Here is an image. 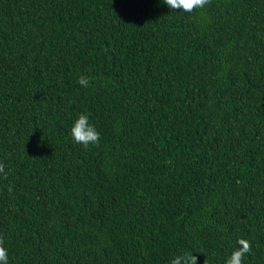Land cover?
Segmentation results:
<instances>
[{"label": "trees", "instance_id": "1", "mask_svg": "<svg viewBox=\"0 0 264 264\" xmlns=\"http://www.w3.org/2000/svg\"><path fill=\"white\" fill-rule=\"evenodd\" d=\"M0 162L9 264H264V0H0Z\"/></svg>", "mask_w": 264, "mask_h": 264}, {"label": "clouds", "instance_id": "2", "mask_svg": "<svg viewBox=\"0 0 264 264\" xmlns=\"http://www.w3.org/2000/svg\"><path fill=\"white\" fill-rule=\"evenodd\" d=\"M211 0H162L169 9L179 10L185 13H193L197 9H203ZM81 87H89L91 78L81 74L77 81ZM73 141L88 148L89 145L97 146L100 143V134L96 127L89 122L87 114L81 113L73 121L70 128ZM0 175L7 178L5 165L0 162ZM237 246L231 251L230 255L224 260V264H244V258L252 252V244L249 240L240 238L236 241ZM0 264H9L8 251L4 247V241L0 238ZM169 264H198V258L192 252H184L175 255Z\"/></svg>", "mask_w": 264, "mask_h": 264}]
</instances>
